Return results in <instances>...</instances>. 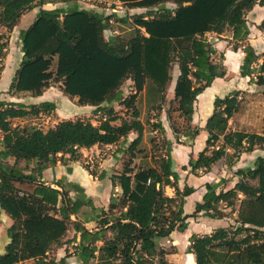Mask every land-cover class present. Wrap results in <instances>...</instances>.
<instances>
[{"label":"trees","instance_id":"trees-1","mask_svg":"<svg viewBox=\"0 0 264 264\" xmlns=\"http://www.w3.org/2000/svg\"><path fill=\"white\" fill-rule=\"evenodd\" d=\"M112 1L129 9H145L131 16L133 32L124 43L104 36L109 16L76 3L68 4L69 0H54V3H67L65 8H44L45 3L51 2L47 0H0V26L7 30L16 26L23 14L39 7L32 23L19 30L21 58L9 90L39 96L50 81H57L61 83L62 93L70 99L76 98L78 105L105 110L104 119L97 125L82 118L62 119L43 131L12 126L11 121L52 112L56 109L55 102L0 101V209L12 220L6 230L9 241L0 253V264H25L29 260L32 264L45 263L52 247L63 244L69 225L79 233L73 253L81 264L93 260L96 264H172L166 255L173 248L162 247L160 239L174 230L183 231L186 219L199 212L213 218L233 212L236 216L235 224L226 228L191 235L186 251L195 255L196 264H264V158L261 156L252 167L235 170L238 179L226 190L217 191L223 180L206 182L201 201L196 202L191 214L183 212V204L194 187L178 185L180 177L173 168L170 140H165L164 153L152 157V164L145 167L134 169L135 156L131 154L120 174L111 178L113 185L117 181L121 192L119 196L111 195L107 209L95 208L90 201L72 199L39 179L41 172L57 161L79 159L80 148L118 144L131 132L136 137L126 149L133 153L142 141L145 128L134 103L146 91L147 83H151L153 108L161 109L166 101V88L173 80L174 65L178 74L165 111L173 136L177 143L183 144L182 138L193 140L201 129L207 134L203 149L196 158L188 159L191 173L197 170L206 173L223 157L231 165L242 152L264 146V126L259 133L228 128L229 120L240 106V90L216 96L203 127L192 125L198 95L215 78L225 75L224 65L213 60L215 48L205 37L207 33L220 34L228 29L232 50L240 49L243 53L240 76L264 85V53H257L249 43L246 20V13L256 4L264 6V0ZM167 3L174 4V8L167 7ZM258 26L264 27V19ZM5 49L0 34V67ZM125 80L130 81L133 92L120 103L132 110L130 119H120L112 107L103 105L120 99ZM175 118L182 123L178 124ZM118 119L119 124H112ZM153 125L161 134L165 133L160 120ZM64 154H69V158H64ZM20 160L24 165L19 164ZM85 168L93 176L104 175L88 166ZM55 183L60 186L59 180ZM165 187L173 190L172 196L165 193ZM83 205L95 210L90 219L96 220V230H88L71 220L70 215L77 214ZM224 208L230 211L226 213ZM69 255L66 252L60 263ZM48 264L55 262L50 260Z\"/></svg>","mask_w":264,"mask_h":264},{"label":"rangeland","instance_id":"rangeland-1","mask_svg":"<svg viewBox=\"0 0 264 264\" xmlns=\"http://www.w3.org/2000/svg\"><path fill=\"white\" fill-rule=\"evenodd\" d=\"M53 1V6H61V3L55 2L54 0H47ZM76 3L81 8H87L90 10H99L104 15H107L110 17L109 27L104 30L103 34L106 38L115 37L120 42L124 43L126 39L132 34L133 32V24H132V15L133 14H139L142 12H145V9H129L126 6L122 5L120 2H113L112 0H69L68 4ZM167 7L174 8V4L167 3ZM50 7V6H48ZM39 8V7H38ZM33 12V10H32ZM28 13V12H26ZM25 13V14H26ZM31 14L28 13L26 18H30ZM26 16V15H25ZM25 18V17H23ZM18 21L16 26H14L11 30H7L6 28L0 26V34L2 35V41L6 44V49L4 51L2 61H1V67H0V96L2 98H5L6 100L13 101V102H21L23 104H31L32 102V95L30 93L26 92H12L9 90V84L11 81L12 76L14 75L20 61V41L18 38L19 28L24 27L25 24L28 23V21L25 23L23 21L24 19ZM264 19V6H260L259 4H256L250 11L246 13V20L249 27H251L252 35L250 38L253 40V44L256 48L257 53H264V27H259L258 25L262 22ZM205 37L212 43L218 44L219 50H215V53L213 54V60L216 62H221L223 64L224 59V53L226 50H230L233 47V43L231 41V33L228 29H226L224 32L217 34L214 32H209L205 35ZM232 68L233 71H230L229 74L226 73L225 69V75L220 78V93L215 95L212 98L211 104H210V112L212 110V102L213 99L216 96L223 97L229 92H231L234 89H239V97L240 100V106L239 109L233 114L231 119L228 122V128L229 130L233 129H242L247 132H256L261 131L262 127L264 126V85H257L254 82L248 81L249 77H241L239 74V70L236 69L237 67V60L234 58L232 62ZM225 68V65H224ZM55 65L53 64L51 67V70L54 71ZM178 74V68L176 65H174L171 75L172 79L176 77ZM50 84L54 88L57 89V87H60V83L57 81H50ZM171 82L168 84L166 88V94H165V103L162 105L161 109H154L153 108V97H154V88L151 83H147L146 91L141 92L135 103L134 106L137 107L140 111V117L139 119L144 123V132L142 141L135 147L134 152L128 151L126 148L127 140L130 138L129 135L126 137V139L123 141L121 140L118 144L112 145L111 147H105L104 145H98V147H94V151H90L93 153V155L96 157V153L99 152L100 157L102 155H106L107 153H110L113 150H116L115 146H118L119 144L125 145V149L123 150L124 153L121 156L122 159V166L123 163L126 162L130 157L131 154H134V158L132 159V166L134 169H137L139 167H145L149 164H152V157H155L159 153H164L165 151V140H170L172 143V152L174 153V150L177 148L178 145H181V143H177L173 133L169 127V121L166 118V109L168 107V102L172 98L173 93L171 89ZM54 89V92H56V107L58 105L59 109L58 111L53 110L49 113H40L37 116H27L22 118H14L12 119V126H18V127H35L38 129H41L43 131H46L47 129L53 127L58 121L62 119H76V118H82L90 120L94 125H97L101 120L104 119V111H95L88 110V111H80L79 109L75 110V104L76 99H70L67 97V99L61 100V95H59L58 90ZM121 97L118 101H111L110 103H104L103 105L105 108L112 107L116 114L121 118L124 119H130L131 116V109H127L122 105L120 102L128 98V96L133 92V86L130 83L129 80H125L121 86ZM199 101L197 100L194 104V113L192 118V125L200 127L201 124V117L200 116V106ZM195 116V117H194ZM120 119L112 122V124H119ZM157 120H160L162 124H164L165 133L161 134L158 129L153 125L157 122ZM176 122L178 124H181L182 121L179 118H175ZM203 130V129H201ZM136 134V133H135ZM128 138V139H127ZM183 144L187 147L193 144L194 140H188L187 138L181 139ZM198 140H196V144L198 143ZM205 144V143H204ZM119 148V147H118ZM188 148V147H187ZM186 148V154L188 152V155H193L192 153H189V148ZM203 148V143L201 144V149ZM200 149V148H199ZM184 154V157L185 155ZM181 154L177 152V155L175 157L177 160H179V156ZM63 156H69V154H64ZM81 156V155H80ZM94 157V159H96ZM226 158V157H224ZM93 159V160H94ZM11 160V161H10ZM175 160L174 159V166H175ZM176 160V161H177ZM9 161L12 162L13 159L9 158ZM85 161H89V158L86 157V160L82 161L84 166L89 165L85 163ZM21 162V163H20ZM180 162V160L178 161ZM222 163L228 164V158L221 159ZM20 165H24V161H19ZM176 166H180L179 163H176ZM123 169V167H121ZM181 167H179L180 169ZM121 169V171H122ZM181 172V175L183 174V171L179 170ZM180 179H183V176L180 177ZM26 187V186H24ZM165 193L167 195H173V190L170 187H165ZM2 220V218H0ZM224 227V226H221ZM71 228L72 226L69 225V231L66 233L64 240H70L71 236ZM3 231L0 232V242L3 235ZM67 245L71 246L69 243ZM55 247H52V249L48 252L46 259L43 261L45 263H48L50 260H53L55 258L54 254ZM3 250H1V253ZM33 261L29 260L26 261L25 264H32ZM94 260L92 261V264H94ZM44 264V263H41Z\"/></svg>","mask_w":264,"mask_h":264},{"label":"crops","instance_id":"crops-1","mask_svg":"<svg viewBox=\"0 0 264 264\" xmlns=\"http://www.w3.org/2000/svg\"><path fill=\"white\" fill-rule=\"evenodd\" d=\"M59 4L64 2H58ZM53 3H45L43 5L44 8H51V7H67L68 4L64 3L61 4V6H53ZM56 4V3H54ZM50 6V7H48ZM87 9V8H85ZM33 10V12H32ZM28 11V13L31 12L30 18H26L28 13L23 14L20 18L22 20L23 18L25 23L28 21L27 24L24 25V27L19 29H24L28 25L32 23L34 18L36 17V14L39 10L38 7H35ZM90 10V9H87ZM96 12H100L99 10H93ZM102 13V12H100ZM26 15V16H25ZM19 20V22H20ZM249 27V26H248ZM250 33L248 41L249 43L254 47L256 50L253 40L251 37L252 30L251 27H249ZM213 47L215 50H219L218 44L214 43ZM224 59H223V65H225L226 73L229 74L230 71H233L232 68V62L235 58L237 60V67L236 69L239 70V66L242 61L243 53L240 49L237 51H234L232 49H228L225 51ZM20 58H21V52H20ZM220 78H215L212 84L207 87L201 94L198 95L197 100L199 101L200 106V116L201 117V124L200 127H203L206 118L210 115V104L212 101V98L220 93ZM60 83V82H59ZM174 79L171 81V87L173 88ZM61 85V83H60ZM171 88V89H172ZM54 88L52 84L49 83V86L43 91V93L39 96H32V102L31 104H37L41 101H53L57 104L56 99V92H54ZM58 94L61 95V100L67 99V97L62 93L61 87H57ZM239 90V89H234ZM233 91V90H232ZM1 94V93H0ZM76 99V98H75ZM0 101H6L10 102L9 100H6L5 98H2L0 96ZM59 107L57 105L56 111H58ZM75 110L79 109L80 111H88L95 109V106L92 105H78L75 104ZM212 111V110H211ZM195 117V116H194ZM164 125V124H162ZM237 130V129H233ZM239 130V129H238ZM242 130V129H240ZM244 131V130H243ZM247 132V131H246ZM260 131H256V133H259ZM206 131L200 130L199 134L193 139V144L190 146H187L190 150L189 153H192L191 155L193 158H196L198 152L201 150V144L205 143L206 139ZM1 136V134H0ZM129 139L127 140V143L129 144L130 141L136 137L135 132H131L129 134ZM198 140V143L196 144V140ZM126 144V146L128 145ZM115 144H109L104 145L105 147L109 146L111 147ZM94 147H98V145H93L89 148H80L79 153L80 157L77 160H71L66 159L65 162L57 161L54 165H51L44 169L39 179L46 185H50L52 187L58 188L62 191L63 195L65 192L67 193L68 197L79 200L81 202L90 201L91 204L95 208H103L107 209V205L109 203L111 195L119 196L120 195V187L117 184L113 185L111 178L116 177L121 172L122 167V159L121 156L124 153L125 145L119 144L118 146H115L116 150L111 151L110 153H107L106 155H102L100 157L99 152L96 153V157L91 153L90 151H94ZM119 147V148H118ZM184 144L178 145L177 148L174 150V153L172 152L173 161L174 159L177 160L175 155H177V152H179L181 155L179 156V160H175V166L173 163V168L175 171L178 172L179 177L183 176V179H179L178 185L180 187H183L185 184H188L190 186L194 187V192L190 195L186 196L185 202L183 204V212L185 214H191L194 211L196 202L201 201L202 195L205 192V183L206 182H218L220 180H223L220 187L217 189H223L226 190L234 185V183L237 181L238 177L235 175V170L245 168V167H252L255 159L258 156H261L264 158V146L262 148L260 147H254L249 152H242L237 160L233 162V164L229 165L222 163L221 159H219L212 167L211 169L204 173L201 170H197L195 174L190 172V167L187 165L189 155L188 152L186 154V148ZM187 148V149H188ZM200 148V149H199ZM203 149V148H202ZM173 151V150H172ZM228 152H231V150H228ZM184 154L185 157H184ZM86 157L89 158V161H85L87 165H89L90 169L94 170L97 174H100L103 172V177H99L98 175H91L88 170L85 168L83 162L86 160ZM94 157L96 159H94ZM64 158H69V156H64ZM94 159V160H93ZM223 159H226L223 157ZM11 161V160H10ZM21 163V162H20ZM176 163L180 166H176ZM32 166V165H31ZM183 166L185 169H183ZM179 167H181L179 169ZM179 170L183 171V174L181 175V172ZM60 181V186H58L55 182ZM172 196V195H169ZM224 212L228 213L230 211V208H224ZM95 210H93L90 206L83 205L77 214L70 215V218L73 222H78L81 226L88 230H96L97 229V223L96 220H92L91 216H94ZM236 216V213L233 212L229 214L228 216L222 217V218H213L206 215H203L202 212L197 213L195 216L188 217L186 219L187 226L183 231L174 230L172 231L167 237H163L160 239L159 244L164 248L172 247L173 251L168 253L166 255V259L172 263V264H196L195 262V255L191 252H187L186 248L190 244V237L191 235H204L209 234L213 230L217 228H226L234 223V218ZM0 232L3 231V237L0 242V253L1 250L4 251L5 245L8 243L9 238L7 237L6 230L11 225L12 220L11 218L0 209ZM238 224V223H237ZM224 226V227H221ZM69 231V230H68ZM67 231V232H68ZM75 236V239H74ZM79 239V233H76L73 228H71V236L70 240H63V244L59 247H55L54 250V256L55 258L53 261L55 264H81L80 260L74 255L73 253V246L78 242ZM69 243L71 246L67 245ZM101 242L98 243L100 245ZM68 252L70 254L69 256L64 258V262L60 263V259L63 258ZM26 262V261H25ZM94 264H96V260H94ZM48 264V263H44ZM89 264H92V261H90Z\"/></svg>","mask_w":264,"mask_h":264},{"label":"water","instance_id":"water-1","mask_svg":"<svg viewBox=\"0 0 264 264\" xmlns=\"http://www.w3.org/2000/svg\"><path fill=\"white\" fill-rule=\"evenodd\" d=\"M237 226H239V224H237Z\"/></svg>","mask_w":264,"mask_h":264}]
</instances>
